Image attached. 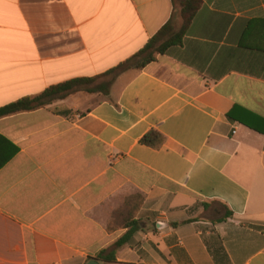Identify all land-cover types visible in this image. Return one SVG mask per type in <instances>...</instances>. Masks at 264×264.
Instances as JSON below:
<instances>
[{
    "label": "crops",
    "instance_id": "0c3cea01",
    "mask_svg": "<svg viewBox=\"0 0 264 264\" xmlns=\"http://www.w3.org/2000/svg\"><path fill=\"white\" fill-rule=\"evenodd\" d=\"M172 10L0 0V107L104 73ZM56 105L0 118V264H86L126 216L98 264H264V0H203L180 45Z\"/></svg>",
    "mask_w": 264,
    "mask_h": 264
},
{
    "label": "trees",
    "instance_id": "16d2710c",
    "mask_svg": "<svg viewBox=\"0 0 264 264\" xmlns=\"http://www.w3.org/2000/svg\"><path fill=\"white\" fill-rule=\"evenodd\" d=\"M203 0H171L173 10L170 19L132 56L94 77L73 78L45 88L42 92L24 96L14 102L0 107V118L11 114L32 111L42 107H49L52 112L67 116L71 110L64 105H56L76 92L88 94L100 93L108 96L112 83L123 73H136L147 64L156 60L157 55L167 52L173 46L180 45L187 27L200 8ZM161 134L149 132L141 138V143L154 145L159 142ZM122 225L127 228L113 244L102 249L95 256L101 263L115 260L116 252L127 244L134 232L141 229L139 220L132 216L123 217Z\"/></svg>",
    "mask_w": 264,
    "mask_h": 264
},
{
    "label": "water",
    "instance_id": "95a60500",
    "mask_svg": "<svg viewBox=\"0 0 264 264\" xmlns=\"http://www.w3.org/2000/svg\"><path fill=\"white\" fill-rule=\"evenodd\" d=\"M86 264H98V261L95 259H92L89 262H87Z\"/></svg>",
    "mask_w": 264,
    "mask_h": 264
}]
</instances>
